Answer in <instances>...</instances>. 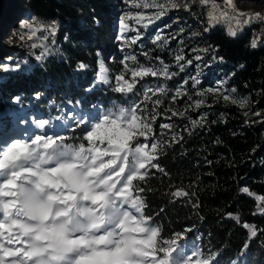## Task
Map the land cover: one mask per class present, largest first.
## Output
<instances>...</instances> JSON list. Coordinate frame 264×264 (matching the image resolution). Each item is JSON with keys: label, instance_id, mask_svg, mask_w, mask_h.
Returning a JSON list of instances; mask_svg holds the SVG:
<instances>
[{"label": "snow or ice", "instance_id": "obj_1", "mask_svg": "<svg viewBox=\"0 0 264 264\" xmlns=\"http://www.w3.org/2000/svg\"><path fill=\"white\" fill-rule=\"evenodd\" d=\"M201 2L207 3V0ZM141 3L144 9L155 8L157 11L150 16L140 12L121 16L117 39L123 41L122 49L137 44L141 39L138 29L131 27L129 20L148 28L160 20L168 9L177 7L172 0L166 3L141 0ZM227 5L232 15L227 11L217 14V7L213 4L208 19L210 25L220 20L228 21L227 31L233 37L244 26L264 20L260 13L236 9L234 0H227ZM135 6L140 7L141 4ZM20 28L28 29L29 40L41 31L46 33L39 44L31 45L42 49L35 57L37 61L46 57L50 48L44 41L48 36L55 35V22L47 26L22 22ZM128 32L137 34L128 37ZM24 38L20 36L21 40ZM161 41V46L168 43L158 34L153 42L160 44ZM251 46L256 47L257 41L253 40ZM156 59L160 60L159 57ZM195 59L200 60L201 57L195 56ZM175 60L182 71L185 64L181 62L185 61V57L177 55ZM126 61L135 62L136 57L125 56L121 61L125 72L115 77L116 86L112 89L124 96L134 93L137 83L145 77L168 80L176 75L162 60L160 67H129ZM186 63L190 65L192 60ZM79 67L84 68L85 65L80 64ZM20 68L19 63L14 67L5 65L4 71ZM126 72L131 73V80L125 79ZM191 79L195 87L199 80L195 77ZM95 82L109 84V73L102 60ZM187 83V80L184 81L176 89L171 97L173 102L186 94L184 86ZM218 85L206 91L220 93L223 82H218ZM235 91L232 89L233 93ZM157 93L167 95L166 85L144 86L143 101H133L127 106L113 102L107 109L86 114L68 111L55 117H33L31 124L35 132L29 134L25 130L23 138H11L7 143L0 140V264H218L216 256L219 253L205 258L199 245L193 243L189 247L183 243L190 228L164 239L154 218L144 213L145 189L134 182L146 181L150 169L164 172L155 162L162 144L152 134V125L159 115L156 106L161 103L159 98L153 100ZM204 94L198 93L201 96ZM36 98L39 99V94ZM19 99L16 97L14 101L19 102ZM224 99L240 107L247 102L243 98L235 99L231 94H225ZM145 101L153 103L150 113L141 107ZM202 103L196 101L195 106L199 108ZM172 115L183 117L185 112L173 111ZM192 123L195 126L200 121ZM19 124L25 125L27 121L20 119ZM70 125L72 131L80 128L83 132L79 143L68 142L78 139L68 135ZM53 127H60L62 131H51ZM173 128L170 123L161 125L162 131ZM141 137L144 138L143 143L140 142ZM172 139L176 142L178 137L173 135ZM242 192L249 193V189L244 187ZM171 195L187 197L189 194L177 189ZM256 199L259 202L264 197ZM243 226L248 229L250 239L256 235L253 226ZM247 247L245 244L241 255ZM231 264H240V258L237 257Z\"/></svg>", "mask_w": 264, "mask_h": 264}, {"label": "trees", "instance_id": "obj_2", "mask_svg": "<svg viewBox=\"0 0 264 264\" xmlns=\"http://www.w3.org/2000/svg\"><path fill=\"white\" fill-rule=\"evenodd\" d=\"M19 2L40 18L61 20L57 38L63 42L65 57L54 59L45 70L36 68L26 75L8 77L0 84V96L9 99L20 93L28 94L31 86L40 87L46 101L63 91L74 99L91 101L105 102L120 96L107 87L86 92L92 85L90 68H95L98 57L111 70L122 69L119 55L111 60L118 52L113 42L111 0ZM9 13L10 10H0V19ZM80 20L87 25L80 26ZM207 40L223 58L218 63L226 72L225 86L235 89L233 94L247 98L248 104L240 107L218 93L206 92L204 105L194 107L195 94L189 83L186 94L175 102L162 99L159 110L168 111V120L174 125L178 139L173 142V136L167 135L168 129L161 133L162 118L157 116L152 134L160 138L162 148L155 162L164 172L150 169L146 181L134 183L145 189L144 213L160 226L162 238H171L173 233L190 228L185 241H197L204 255L219 253L216 256L219 264H230L237 257L240 264H264V200L256 199L264 197V38L252 47L250 32L230 37L212 28L207 32ZM152 55L172 63L162 48L155 47ZM78 64L88 68L73 73ZM176 77L174 80L181 81L183 73L178 71ZM209 77L206 73L202 81ZM171 83L168 80L167 85ZM173 111H183L185 116H173ZM193 121L200 123L193 126ZM77 134L82 138L81 132ZM244 187L250 194L242 192ZM177 189L189 195L173 197L171 193ZM244 224L256 231L251 239ZM245 244L247 250L241 255Z\"/></svg>", "mask_w": 264, "mask_h": 264}, {"label": "rangeland", "instance_id": "obj_3", "mask_svg": "<svg viewBox=\"0 0 264 264\" xmlns=\"http://www.w3.org/2000/svg\"><path fill=\"white\" fill-rule=\"evenodd\" d=\"M151 3V0H148ZM159 3H166L167 0H158ZM177 7L175 9H168L165 15L148 28H144L142 25L135 24L134 20H129L128 23L131 27L138 29L141 39L135 45L130 47L121 48L123 41L118 40L117 37L120 35V18L123 15L131 13L135 15L140 12L146 16H150L156 13L157 9L148 8L144 9L142 7L141 0H111V8L113 9V42L116 45L117 54L112 55L111 60H114L115 57L119 55L120 62L124 59L125 56L134 55L136 61H126L129 64V67H135L137 65L144 66H156L160 67V60L165 64L169 65V71L178 74V71L183 73V79L181 81L174 80L177 79L176 75L171 80L172 83L168 86V80H165L163 77H145L143 80L139 81L135 87L134 93H131L127 96L120 94L119 97H114L103 101H91L88 98H72L71 95L65 91L60 94H56L54 99L46 101L45 94L43 90L39 89L40 87L31 86L30 93H20L17 96L6 99L5 97L0 96V140L7 143L10 142L12 136H18L23 138V133L25 130L29 134L36 131L34 126L31 124L33 117L36 118H49L55 117L57 115L65 114L68 111H75L80 114H86L95 112L97 110L107 109L111 107L113 102L124 103L125 106L130 104L133 101H143V88L144 86H154L159 84H165L168 89L167 95H160L157 93L154 99L159 98L161 101L164 98H169L172 101L171 97L174 95L176 89L184 82L188 81L191 87L194 90L195 97L192 101L194 107L196 101H203L201 106L204 105L206 90L209 88H217L218 82H223V86L220 94L223 98L225 94H231L235 99H245L248 104V100L245 97L233 94L232 90L227 89L225 86L226 72L224 67L218 63L221 61L220 56L218 55L216 49L211 47L210 43L207 40V32L212 28H218L226 35L233 37L228 34V21L220 20L214 25H210L208 19V13L212 10V5L215 4L217 7V14L220 12L227 11L229 15H232L231 10L228 8L227 0H207V3H202L201 0H172ZM136 4H141L140 7H136ZM187 5V7H185ZM235 8L249 13H260L264 16V0H234ZM0 10H10V15L4 16L0 19V84L7 79L8 77L26 75L31 73L36 68L46 69L48 64H51L54 59H59L65 57V54L62 51V41L57 38V31L60 27L61 20L59 18H40L38 17L31 9L20 4L19 0H13L9 2L5 0L0 3ZM243 19V18H242ZM22 22H27L33 25L37 23H43L45 26L51 25L53 22L56 24V33L54 36H48V39L44 41L50 48L49 54L44 57L42 60L37 61L35 57L39 55L42 51L41 48H33L32 44H39L44 36L45 32L41 31L37 34V37H34L32 40L28 39L30 34L28 29H21L20 25ZM234 23V21L232 22ZM79 25L85 27L87 24L83 21H79ZM206 29H208L206 31ZM245 32H250L251 42L253 40L257 41V45L264 38V20L253 22L250 25L244 26L242 30H238L236 36L241 35ZM136 32H128L126 36L132 37L135 36ZM161 35L163 38L168 40L166 45L154 43L157 35ZM23 35L25 38L20 39V36ZM235 36V37H236ZM54 41V43H53ZM152 46L162 48L168 54V57L172 58V63L165 61L161 57L160 60H157L156 57H153ZM207 49V51H202ZM195 50V51H194ZM144 53H148V56H145ZM177 55H183L185 57L184 69H181L177 66L175 57ZM195 56H200V60H196ZM103 61L102 58L98 57L97 64L94 69L90 68L92 73V85L89 88L103 89L108 88V91L115 93L112 89L116 86L115 77L122 72H125L124 65L122 64V69L120 72H116L108 68L106 63L103 61L105 68L109 73V84H98L96 83V76L99 70L100 61ZM187 60H192V63L189 65L186 63ZM17 63L21 64V68L17 71H4V66L9 65V67H14ZM80 64L76 66L73 73L79 74L80 72L85 71L88 67L85 65L84 68L79 67ZM84 65V64H83ZM207 74L210 75L207 81H202L203 77ZM192 77H195L199 80V83L193 86ZM125 79L131 80V73H125ZM38 85V84H36ZM187 85V84H186ZM186 85L184 86L187 91ZM47 86V85H46ZM49 86V85H48ZM87 88V89H89ZM87 92V91H86ZM204 92V95H198V93ZM39 94V99L36 98ZM119 94V93H118ZM19 97V102H15L14 98ZM5 98V99H4ZM68 101H72V104H69ZM79 101V104L75 102ZM51 104V106H50ZM200 106V107H201ZM142 108H146L150 113L153 109L152 101H145L141 104ZM156 112L159 113L158 116L162 118V121L159 123L161 127L164 123H170L168 120V115L166 112L159 110V106H156ZM204 112L200 116H203ZM24 119L27 121V124L20 125L19 120ZM51 131L61 132L60 127H53ZM174 129H171L170 132H167L166 129L161 133H166L167 135H175ZM78 132L82 133L80 128L75 129L74 133L71 134V125L69 127L68 135L75 136L78 139L75 141H68L69 143H79ZM140 142H144V138H139ZM156 140L160 142V138L156 137ZM151 140L149 141L150 147ZM187 246H191L193 243L198 244L197 241L187 242L183 241ZM204 255V254H203ZM205 258L212 257L211 255H204ZM219 264V263H218ZM231 264V263H230Z\"/></svg>", "mask_w": 264, "mask_h": 264}, {"label": "bare ground", "instance_id": "obj_4", "mask_svg": "<svg viewBox=\"0 0 264 264\" xmlns=\"http://www.w3.org/2000/svg\"><path fill=\"white\" fill-rule=\"evenodd\" d=\"M11 138H21V137H18V136H12Z\"/></svg>", "mask_w": 264, "mask_h": 264}]
</instances>
